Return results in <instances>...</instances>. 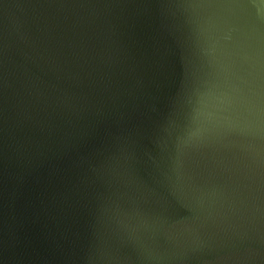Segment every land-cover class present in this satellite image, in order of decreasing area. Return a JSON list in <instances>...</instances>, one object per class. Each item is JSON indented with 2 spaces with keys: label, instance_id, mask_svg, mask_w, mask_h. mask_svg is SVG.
Here are the masks:
<instances>
[{
  "label": "water",
  "instance_id": "1",
  "mask_svg": "<svg viewBox=\"0 0 264 264\" xmlns=\"http://www.w3.org/2000/svg\"><path fill=\"white\" fill-rule=\"evenodd\" d=\"M0 264H264V0H0Z\"/></svg>",
  "mask_w": 264,
  "mask_h": 264
}]
</instances>
